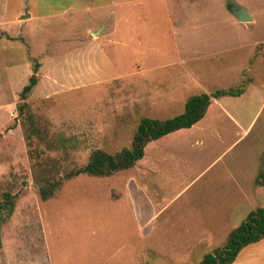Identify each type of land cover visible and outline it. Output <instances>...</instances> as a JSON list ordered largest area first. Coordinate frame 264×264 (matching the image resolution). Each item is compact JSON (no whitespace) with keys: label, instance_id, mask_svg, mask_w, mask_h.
<instances>
[{"label":"rangeland","instance_id":"rangeland-1","mask_svg":"<svg viewBox=\"0 0 264 264\" xmlns=\"http://www.w3.org/2000/svg\"><path fill=\"white\" fill-rule=\"evenodd\" d=\"M233 1L252 22L229 0H0V264H197L264 208V0ZM238 86L134 167L39 194L92 151L129 148L140 118ZM249 248L233 264H264Z\"/></svg>","mask_w":264,"mask_h":264},{"label":"trees","instance_id":"trees-1","mask_svg":"<svg viewBox=\"0 0 264 264\" xmlns=\"http://www.w3.org/2000/svg\"><path fill=\"white\" fill-rule=\"evenodd\" d=\"M38 67V63L33 65L32 74L19 94V98L22 101L17 106L19 116L23 115L27 105L26 99L37 83ZM243 93L244 88L238 86L226 90L216 89L210 94H195L186 99L183 111L179 115L166 119L140 118L129 148H124L115 153H107L102 150L92 151L87 163L83 167L66 172L62 177L57 179L46 178L43 180L44 184L38 188L39 194L43 199L53 196L54 191L60 186L63 179H68L79 174H85L91 177H108L119 171L130 169L143 158L144 149L147 144L157 141L171 133L191 128L203 119L213 100H218L223 97H239ZM37 134L38 131L34 128L29 134L25 135V139L28 142L33 135ZM261 177L264 180V174H261ZM12 199L13 197L11 195L4 194L3 201H0V211L5 210L8 213V209L12 207ZM263 239L264 208H257L250 212L229 233L223 246L206 254L197 264H233L241 250Z\"/></svg>","mask_w":264,"mask_h":264},{"label":"water","instance_id":"water-1","mask_svg":"<svg viewBox=\"0 0 264 264\" xmlns=\"http://www.w3.org/2000/svg\"><path fill=\"white\" fill-rule=\"evenodd\" d=\"M227 10L233 17H235L236 21L239 23H250L253 21V18L250 16V14L244 8L237 5L233 0H229ZM28 17L29 14H25L23 16H20V19H26Z\"/></svg>","mask_w":264,"mask_h":264},{"label":"crops","instance_id":"crops-1","mask_svg":"<svg viewBox=\"0 0 264 264\" xmlns=\"http://www.w3.org/2000/svg\"><path fill=\"white\" fill-rule=\"evenodd\" d=\"M245 91H244V93L241 95V96H239V97H228V98H234V99H236V98H241V97H243L244 95H245ZM223 98H226V97H223ZM222 99V98H221ZM218 100H220V99H218ZM204 118V117H203ZM202 120V119H201ZM200 120V121H201ZM199 121V122H200ZM198 122V123H199ZM198 123H196V124H198ZM195 124V125H196ZM195 125H193L191 128H189V129H185V130H193L194 128H195ZM180 131H184V130H180ZM178 132V131H177ZM177 132H174V133H177ZM174 133H171V134H169L170 136H172V135H176V134H174ZM165 137H169L168 135L167 136H165ZM165 137H163V138H165ZM155 142V141H154ZM257 244H259L260 246H263V247H260V246H254V244H252V245H249L248 247H251V248H249V249H251V250H249L246 254H245V259L246 260H248V262H249V260L251 259V258H254V257H258V256H262V255H264V239L263 240H261L260 242H258ZM256 245V244H255ZM255 247H259L260 248V252H258V251H255V249H252V248H255ZM244 250V249H243ZM242 250V251H243ZM241 251V252H242ZM240 252V253H241ZM252 252H254V254H252ZM239 253V254H240ZM238 257V256H237ZM239 257H240V255H239ZM237 259V258H236ZM238 260H239V258H238ZM236 261V260H235Z\"/></svg>","mask_w":264,"mask_h":264}]
</instances>
